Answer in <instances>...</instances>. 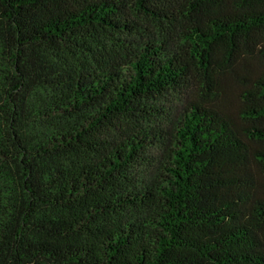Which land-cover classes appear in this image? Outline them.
<instances>
[{"label":"trees","instance_id":"obj_1","mask_svg":"<svg viewBox=\"0 0 264 264\" xmlns=\"http://www.w3.org/2000/svg\"><path fill=\"white\" fill-rule=\"evenodd\" d=\"M136 18L174 54L125 47ZM0 264H264V0H0Z\"/></svg>","mask_w":264,"mask_h":264},{"label":"rangeland","instance_id":"obj_2","mask_svg":"<svg viewBox=\"0 0 264 264\" xmlns=\"http://www.w3.org/2000/svg\"><path fill=\"white\" fill-rule=\"evenodd\" d=\"M126 2L130 4V0H126ZM132 17V19L135 21V17ZM136 20L140 26V35H118V38L123 42L125 47H127L129 50L138 51L143 49L145 45L148 44L149 40L155 39L160 42H165L164 49L166 51L163 52L165 56H171L174 54L176 51V45L174 43L175 37L172 34H169V37L167 35V38L164 39L157 30L150 28V25L144 19L136 18ZM44 98L45 99H42V101L45 103L40 104H42L43 108H48V106L54 102V97L46 94L44 95ZM145 103L148 106H151L153 109L161 110V112H164V114L154 113L153 115L155 118L150 122L139 121V128H145L148 131L151 130V128L156 130L162 129L166 133H171L176 124L179 123V121L183 118L184 108L187 104V98L184 95L170 93L162 97H158L157 99L148 100ZM75 121L71 123H74ZM77 123L78 121L76 124ZM170 140L171 137L167 135L164 137V140L151 145L150 148L143 154L144 161L142 162V165L135 167L129 172L128 177L132 182L131 186L136 190L152 188L162 181V167L164 159L167 156V148L170 147ZM148 215L149 213L147 212H128L123 216L125 220L137 221L140 225H142L144 230L148 231Z\"/></svg>","mask_w":264,"mask_h":264}]
</instances>
